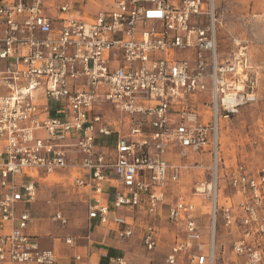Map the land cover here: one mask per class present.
<instances>
[{"label": "built area", "instance_id": "built-area-1", "mask_svg": "<svg viewBox=\"0 0 264 264\" xmlns=\"http://www.w3.org/2000/svg\"><path fill=\"white\" fill-rule=\"evenodd\" d=\"M88 1L0 0V264H59L26 230L39 181L65 170L88 222L114 227L121 243L141 230L155 251L164 212L175 233L164 264H215L217 220L242 264H264V165L228 168L220 204V123L256 104L259 84L245 43L228 33L219 51L224 9L111 0L86 20L77 7ZM199 154L211 167L194 187L198 206L176 187ZM49 219L68 226L61 211Z\"/></svg>", "mask_w": 264, "mask_h": 264}, {"label": "crops", "instance_id": "crops-1", "mask_svg": "<svg viewBox=\"0 0 264 264\" xmlns=\"http://www.w3.org/2000/svg\"><path fill=\"white\" fill-rule=\"evenodd\" d=\"M98 1L100 0H89L87 4L77 7L80 17L86 20L91 19L95 13L89 15L83 10H87L88 7L94 9L97 7L99 8ZM47 2L55 6L59 3V0H48ZM216 6L224 9L225 20L228 22L229 34L236 40L238 39L240 42L247 45L250 65L257 71L259 76L257 96L259 93L264 94V0H216ZM53 9L54 8L50 10L53 11L50 15L56 16V12H54ZM105 145L112 147V140L107 143L105 142ZM71 173L72 172L68 170L59 171L53 176L39 181L36 202L31 207L34 220L27 228L26 233L36 237L41 248L52 250L55 253L59 264H109V258L118 256H123L130 264H152L154 261L153 255L160 247V239L167 231V229L160 228V225L164 220L162 217L164 212H162V215H160L155 221L159 234H161L159 235L158 245L155 251L146 252L144 250L141 243V230H136L134 236L129 241L121 243L117 239L116 229L114 227H105L97 220L88 222L84 204V191L70 185L69 179ZM67 176H69L67 181L70 188L73 189L72 191H78V194L81 195L79 196L86 214H83V219H80L75 223L74 227L76 230H73L71 233L69 232L70 234L68 232H61L60 229H65L66 227H60V229H58L56 227L58 225L49 224V222L46 223L48 218H50L54 212L59 211V209L51 208L50 210L49 208L44 207L40 201V191L43 183H46L47 180L53 178H56V180H64ZM110 200H112V198L107 194L106 202L108 206L110 205ZM45 204L47 205L46 201ZM47 215H49L48 218ZM65 217L68 219L67 216ZM86 221L88 233L85 232ZM168 226L172 228L170 224ZM174 235L175 233L170 234L172 237L171 243ZM65 238H73V248L65 245ZM137 250L143 252V259L145 262L142 263L141 261L143 260L132 256L135 255V253H138ZM77 256L80 257L79 261L75 260V257Z\"/></svg>", "mask_w": 264, "mask_h": 264}, {"label": "rangeland", "instance_id": "rangeland-1", "mask_svg": "<svg viewBox=\"0 0 264 264\" xmlns=\"http://www.w3.org/2000/svg\"><path fill=\"white\" fill-rule=\"evenodd\" d=\"M98 5L100 6L99 8L97 7L94 9L88 7L87 10L84 9L83 11L92 15L100 10L109 9L110 0H100L98 1ZM51 12L53 11H49L50 14ZM218 33L219 51L225 56L231 48V42L227 38L229 28L228 22L225 20V15L223 19V27L219 29ZM257 97L259 99L256 104L243 107L238 115L229 120H223L220 125V163L218 168L220 170V186L222 188L220 193V204L224 203L223 199L229 195L224 180L228 168H231L238 163L245 164L253 169L260 165H264V94L259 93ZM185 163L189 167L182 170L180 182L176 187V190L182 196L190 199L199 206L200 200L192 194L194 187L198 182H208L210 180L208 168L211 167V160L207 154H199L190 156ZM68 178L69 176H67V178L65 177L64 180H56V178H53L54 180H47L46 183L42 184L40 191V201L44 207H47L50 210L51 208H58L59 211H62L63 214L68 217V226L65 229H60V227L56 226L63 233H71L73 230H76L74 227L75 223L80 219H83V214H85V209L80 199L81 195L78 194V191H72L73 189L70 188L67 181ZM45 201H50V204L46 205ZM48 217L49 215H47V218ZM162 217L164 220L161 223L160 228L167 229V231L164 233V237L162 236L160 239V247L153 255L154 261L152 264H164V257L172 244V237L170 234L174 233V228L168 226L169 223L164 215H162ZM47 222H49V224H54L50 222L49 218L46 223ZM85 232L88 233L87 221ZM232 238L233 237L222 227L220 220H217L215 264H242L241 260L231 253ZM137 252L138 253H135V255L132 256L143 260L141 261L142 263L145 262L143 259V252L138 250Z\"/></svg>", "mask_w": 264, "mask_h": 264}, {"label": "bare ground", "instance_id": "bare-ground-1", "mask_svg": "<svg viewBox=\"0 0 264 264\" xmlns=\"http://www.w3.org/2000/svg\"><path fill=\"white\" fill-rule=\"evenodd\" d=\"M209 188H214V183L210 184Z\"/></svg>", "mask_w": 264, "mask_h": 264}]
</instances>
